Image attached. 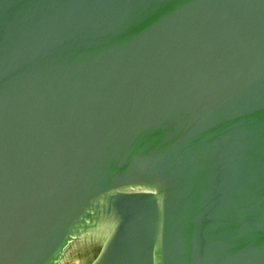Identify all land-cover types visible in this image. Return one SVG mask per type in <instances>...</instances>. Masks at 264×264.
<instances>
[{
  "label": "water",
  "instance_id": "95a60500",
  "mask_svg": "<svg viewBox=\"0 0 264 264\" xmlns=\"http://www.w3.org/2000/svg\"><path fill=\"white\" fill-rule=\"evenodd\" d=\"M0 264H264V0H0Z\"/></svg>",
  "mask_w": 264,
  "mask_h": 264
}]
</instances>
